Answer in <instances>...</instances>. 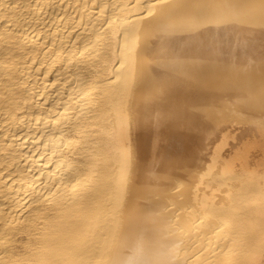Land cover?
Segmentation results:
<instances>
[{"label": "bare ground", "instance_id": "1", "mask_svg": "<svg viewBox=\"0 0 264 264\" xmlns=\"http://www.w3.org/2000/svg\"><path fill=\"white\" fill-rule=\"evenodd\" d=\"M0 20V264H264V0Z\"/></svg>", "mask_w": 264, "mask_h": 264}, {"label": "rangeland", "instance_id": "2", "mask_svg": "<svg viewBox=\"0 0 264 264\" xmlns=\"http://www.w3.org/2000/svg\"><path fill=\"white\" fill-rule=\"evenodd\" d=\"M2 21H3V20H0L1 23H2ZM0 26H1V25H0ZM77 31H78V30L75 29V35L77 34ZM44 70H45V69L42 70V75H43ZM54 74H55V73H52V75H51V79H53ZM42 75H41V76H42ZM55 75H56V74H55ZM40 78H41V77H40ZM66 91H67V90H66ZM54 95H55V94H54ZM54 95H53V96H54ZM5 172H6V171H5ZM5 172H4V173H5ZM1 194H2V193H1ZM1 197H2V195H0V198H1ZM18 238H19V239H17V240H18L17 242H19V241H23V240L25 239V236H23V237L21 236V237H18ZM21 238H22V239H21ZM20 239H21V240H20ZM14 244H15V243H14ZM16 246L19 247L20 244L17 243Z\"/></svg>", "mask_w": 264, "mask_h": 264}]
</instances>
